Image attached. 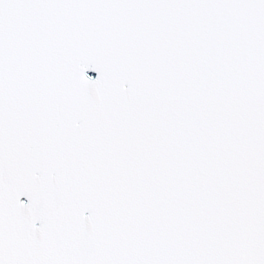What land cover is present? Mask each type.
<instances>
[{
  "label": "snow or ice",
  "instance_id": "6c2138e0",
  "mask_svg": "<svg viewBox=\"0 0 264 264\" xmlns=\"http://www.w3.org/2000/svg\"><path fill=\"white\" fill-rule=\"evenodd\" d=\"M0 264H264V0H0Z\"/></svg>",
  "mask_w": 264,
  "mask_h": 264
}]
</instances>
